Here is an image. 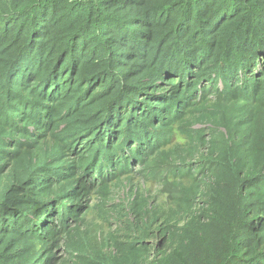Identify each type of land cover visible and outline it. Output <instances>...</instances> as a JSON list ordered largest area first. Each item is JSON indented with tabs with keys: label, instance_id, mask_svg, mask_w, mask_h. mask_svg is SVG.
Listing matches in <instances>:
<instances>
[{
	"label": "trees",
	"instance_id": "trees-1",
	"mask_svg": "<svg viewBox=\"0 0 264 264\" xmlns=\"http://www.w3.org/2000/svg\"><path fill=\"white\" fill-rule=\"evenodd\" d=\"M136 166L189 180L162 178L165 244L79 252L81 202ZM59 234L73 264H264V0H0V264Z\"/></svg>",
	"mask_w": 264,
	"mask_h": 264
},
{
	"label": "rangeland",
	"instance_id": "rangeland-1",
	"mask_svg": "<svg viewBox=\"0 0 264 264\" xmlns=\"http://www.w3.org/2000/svg\"><path fill=\"white\" fill-rule=\"evenodd\" d=\"M196 126L200 125H192L193 128ZM185 144L183 136L175 132L169 145L171 157L176 160L178 154H183ZM197 160L198 155L191 158L187 156L191 171L196 170ZM140 170L141 167H134V172L109 183L106 191L94 188L81 202L84 205L80 213L82 222L73 237L74 246L79 248V252H107L113 238L124 240L144 234V242L152 247L160 248L165 244L158 227L164 222L172 223L177 214L162 178L165 177L169 182L182 180L185 184L189 180L178 175L174 177L165 166ZM49 216V220L56 222L52 215ZM65 243L66 239L60 234L52 243L55 256L53 264H73L75 257L65 252Z\"/></svg>",
	"mask_w": 264,
	"mask_h": 264
}]
</instances>
